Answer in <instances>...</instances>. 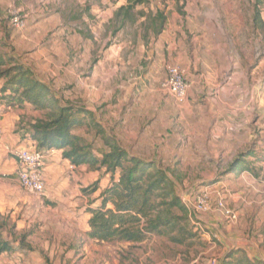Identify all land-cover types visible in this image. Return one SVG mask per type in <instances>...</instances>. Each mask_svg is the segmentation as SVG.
<instances>
[{"label": "rangeland", "instance_id": "374dc122", "mask_svg": "<svg viewBox=\"0 0 264 264\" xmlns=\"http://www.w3.org/2000/svg\"><path fill=\"white\" fill-rule=\"evenodd\" d=\"M117 1L119 0H0V70L5 67L2 65L4 61L10 60L12 65L22 63L30 67L37 77L43 80L46 78V82L58 86V81L54 80L57 76L55 73L57 66L65 65V62L69 61L70 53L75 50L76 46L78 48L76 51H80L81 61H86L87 52L89 53L91 47L94 52V54L91 53V59L101 56L108 46L105 40L109 37L107 36V31H109V45H122L124 66L127 68L124 73L122 72L123 76H128L127 79L122 77L118 80L122 81L118 83L117 89L119 92H124V97L121 98L122 105L127 103L128 100L124 101V98L131 90L128 95L133 98L127 105H136L137 113L141 112L140 116L144 122L151 120L154 114L159 116V122L156 128L149 129V131L142 128V132L137 137L132 134L130 128L128 130L131 135L124 133L122 125L126 124L117 118L120 102L116 100L113 109L106 108L103 102L95 104L97 116L106 131L116 135L121 144L126 146L131 153L146 159H155L160 165L168 168L175 181L176 192L182 198L189 193L196 194L205 186L215 184L219 179L218 173H224L226 167H218V153H215V141L211 135L206 143L209 149L191 150L187 146L189 137H185V131L182 128L178 125L167 127L164 112L167 108L171 109L173 104L171 100L174 99L161 88L160 82L164 79L169 63L161 66L163 70L160 69L158 80L147 82L143 87L136 85L140 74L135 71L133 65L127 62L128 56L130 54L133 56L137 51L140 52V40L147 41L148 37L154 35L156 21L152 18V10L147 12L144 8H140L136 11L144 10L147 16H138L136 23L128 22L121 25L120 21L113 20L114 16H112L109 19L111 25L108 27V19L104 18L103 11L108 4L110 6L111 3ZM151 1L166 15L167 29L174 27L175 24L180 25L182 18H176L173 12L175 14L183 12L191 16L189 12L203 11L206 15L200 17L201 24L214 20V25L220 27V30L218 29L220 33H226L227 29L236 32L239 28V37L244 42L238 47L239 52L243 54L242 58H245L247 50H250V47H247L249 38L246 29L248 24L246 16L251 14L252 9L250 4L245 6L243 3L237 6L232 3L235 0H209L211 5L195 7L187 5L188 0H150L149 4ZM193 1L198 0H189V3ZM259 7L260 14L264 15V0L260 2ZM16 10L27 14V25L30 30L27 28L19 31L11 25L10 14ZM184 20L186 21V17ZM194 22L199 23L197 20ZM254 31L256 33L255 64L260 65L255 76L263 78L264 29L259 27ZM74 35L77 36V40ZM88 40H91L90 47H88ZM73 41H78L75 42V48H73ZM33 48H36V51L44 50L39 57H35L40 61H35L31 55ZM47 51L53 53L50 61L47 60ZM40 69L42 71L39 73ZM82 77L85 80V76ZM124 79L126 80L123 81ZM59 82L60 87L56 89L63 98L62 103L68 100L73 103H85L81 97L74 95L71 97L69 91L72 90L69 82L65 80ZM217 89L213 88L210 93L213 94V91ZM155 96L158 98L155 99ZM174 106L175 109L178 108L176 103ZM50 110L51 108L40 110L41 117L51 112ZM29 122V119L22 118L16 126L23 127ZM173 130L179 136H181L179 133L183 132L180 139L177 140L174 137ZM137 131L140 132L139 129ZM79 133L89 138L95 136V131L88 128H82ZM204 138L199 136V140L196 138L195 140L202 141L201 144H203ZM175 143L178 145L175 146ZM10 155V153H0V160H4L0 164V202L4 208V217L8 221V227L3 236L12 238L8 231L10 226H13L15 235L20 238L21 235L26 234V243L29 242L33 246V250L27 251L33 254L17 264H205L210 258L218 257V255L223 257L229 252L213 247L197 232L192 240L185 244L173 243L168 237L156 234L149 235L145 241L140 243L102 242L85 237L84 228L87 217L84 214V208L88 201L90 203L93 198H98L104 186L108 184L109 177L102 178V173L97 175L96 171L86 166L84 169L76 170L79 172L77 179L53 178L52 183L46 189V194L36 195L21 187L18 175L21 168L20 163L17 170L13 169L15 165L5 162L6 159L12 157ZM98 179L99 189L94 192L92 191L93 183ZM228 204L232 207L230 203ZM254 232L255 230L252 235L256 234V236L254 235V238L252 236L250 241L255 244V251H258L256 257L264 259V237L258 236L263 233ZM247 251L245 250L249 255L251 251H248L249 253Z\"/></svg>", "mask_w": 264, "mask_h": 264}, {"label": "crops", "instance_id": "0c3cea01", "mask_svg": "<svg viewBox=\"0 0 264 264\" xmlns=\"http://www.w3.org/2000/svg\"><path fill=\"white\" fill-rule=\"evenodd\" d=\"M255 2V0H235L232 2L237 6L243 3L245 6L250 4L252 8L251 14L246 16L249 24H247L246 28L249 38L247 47H250V50H247L245 58H242L243 54L239 52L238 48L244 43L241 40L242 38L239 37V28H237L236 32L227 29L226 33H220L218 31L220 27L214 25V20L205 24L202 22L203 24H201L200 17L206 14H203V11H198L197 13L199 14L189 12L191 16L183 12H176V14L173 12V16L182 18L180 25L175 24L174 27L171 26L167 29L166 15L159 6L156 8L151 1L150 4L138 6L137 9L144 8L147 12L152 10V16L154 17L158 12H161L164 16V23L159 32H154L152 37H148L147 41L152 40L151 42H147L144 39L140 40L141 45L137 42L141 48L140 52L137 51L133 56L130 54L127 61L140 74L136 83L140 87L146 86L147 82L151 83L158 80L160 69H162L161 66L164 63L178 64L186 71V75L191 82L187 101L184 104H178L176 101L171 100L173 102L171 109L167 108L165 110L164 117L168 128L178 125L185 131V137H189L187 142L189 149H209L206 143L211 135L215 141V153H218V167L225 166L226 170L239 154L252 152L243 157V163L241 161L237 163L236 169L229 172L225 170L222 174L218 173L219 179L215 183L218 184V187L224 186L226 188L227 201L237 210L239 215L238 222L236 224H228L217 214L210 212L201 214L198 217L205 232L199 231V233L194 227L195 225H193V228L204 241L210 243L213 247L221 248L224 251L241 248L251 251L254 257H256L258 251H255V244L250 241L252 236L253 238L254 235L256 236V234L252 235L253 230H255L254 233L262 232L263 234L258 236L264 237V76L263 78L255 76V72L260 66L255 64L256 33L254 30L259 28L254 21ZM124 4H127V0H119L111 3L110 6L109 4L106 6L103 16L108 19V27L111 25V21L109 22L110 17L114 16V12ZM207 4L211 5V2L209 0H198L193 1V3H189V0L187 1V5L195 7H202ZM261 16L264 21V15ZM184 17H186V21ZM195 20L199 23L195 24ZM107 34L110 37L109 31H107ZM74 37L77 40V36L74 35ZM109 37L106 40L104 39L108 46L104 49L102 55L91 59V53L94 54L91 47V50H89L90 54L87 52L86 61L80 60V51H76L78 49L77 46L75 48V42L78 41H73L75 50L71 51L70 58L68 57L69 61L67 60L65 65L57 66L55 71L57 76L54 77V80L58 81V86L46 82V78L45 80L38 78L51 87L54 95L60 101L63 98L58 94V89H56L60 87L59 81L65 80L69 82L72 90L69 91L71 97L72 95L81 97L87 105L85 103H76L83 104L87 108L96 111V113L97 110L94 106L97 103L103 102L106 108L113 109L116 101L120 102L117 118L126 124L122 125L124 127L123 131L131 135L128 130L130 128L132 129V134L137 137L144 128L147 131L156 128L159 116L152 114L151 120L144 122L140 116L141 112L137 113L138 107L136 105H127L133 98V96L128 95L131 90L127 92V97L125 96L124 98V101L128 100L127 103L124 106L122 105L123 101L121 98L124 97V92L118 91V83L122 81L118 80L122 77H126V79L128 77L122 75V72L124 73L125 69H127L124 66L125 59L122 56L123 47L121 44L109 45ZM71 39H73V36H71ZM88 45V47L91 46V40H88ZM31 52L35 61H40L35 57H39L44 50L40 51L38 49L36 51V48H33ZM46 54L47 60H52L53 53L47 51ZM40 71L42 70L40 69L39 73ZM82 76H85V80ZM3 84L4 80L0 79V96ZM211 88H218L213 91L215 94L210 93ZM101 97L103 98L101 99ZM157 98L155 96V99ZM174 102L178 105L176 109ZM39 117H41L40 110L31 103L25 102L21 106L12 107L8 106L6 100L0 97V129L2 130L0 134V153H10L9 148L16 145L26 146L31 144L33 140L27 136L29 133H24V130H20V127L16 125L18 122L20 123L22 118L34 122ZM179 134L182 136L183 132ZM181 136L174 131V137L177 140ZM199 136L205 137L203 144H201L202 141L198 142L195 140ZM118 140L120 141L119 138ZM177 145L178 143L175 146ZM123 147L131 153L126 146L123 145ZM46 153L43 169L46 189L52 183L53 178L77 179L78 169L86 167L73 166L68 159L62 156L61 150L51 149ZM10 154L12 157L6 159L5 162L15 165L13 169L18 170L19 161L12 153ZM132 154L137 155L135 153ZM2 162L4 160H0V164ZM96 172L98 173L97 175H100V171ZM93 175L95 174L93 173ZM105 176L106 178L109 177V175H104L103 178ZM89 206L91 205L88 201L84 208V214L87 217V223L84 228L85 237H89V219L91 216L88 211ZM0 211L5 215L2 202H0ZM214 232L219 234L217 239L212 238ZM7 239L10 240L11 237L8 236ZM28 244L31 245L29 242ZM18 246L19 241H15L14 249L3 252L0 255V264H17L33 254V252H27L33 250L32 245L31 248L26 249L17 248ZM251 252L249 253L250 256ZM259 253V255L262 254L261 251ZM220 256L218 255L219 258ZM218 257L210 258L205 264H209L211 259L216 260L220 264ZM211 261L210 264H212Z\"/></svg>", "mask_w": 264, "mask_h": 264}, {"label": "trees", "instance_id": "16d2710c", "mask_svg": "<svg viewBox=\"0 0 264 264\" xmlns=\"http://www.w3.org/2000/svg\"><path fill=\"white\" fill-rule=\"evenodd\" d=\"M255 1V25L262 28L264 21L259 10L261 0ZM149 2L127 0V4L115 11L113 20L120 21L121 25L136 23L138 16L146 15L144 10L136 11L137 7ZM152 18L156 21L155 32H159L164 16L158 12ZM10 63V60L2 62L5 67L0 70V79L4 80L0 97L6 100L8 106H21L29 102L40 110L51 108V112L44 117L19 129L29 133L27 136L38 150H61L62 156L73 166H88L100 171L102 178L109 175L108 184L98 198H93L88 208L91 214L90 238L102 242H142L149 235L156 234L166 236L176 244L192 240L196 232L189 210L176 192L175 181L168 168L155 159L130 153L114 134L106 131L96 111L71 101L62 103L51 87L41 81L30 67L22 63ZM82 128L94 130L95 136L89 138L80 134ZM251 153L239 154L226 172L236 169L237 163H243V157ZM93 184L92 191L96 192L99 179ZM7 227L8 221L0 211V255L14 249L15 241H19L17 248H31L25 241L26 234L18 238L13 226L8 231L12 238L9 240L4 237ZM218 260L220 264H264V259L249 256L241 248L227 252Z\"/></svg>", "mask_w": 264, "mask_h": 264}, {"label": "built area", "instance_id": "2783aa9c", "mask_svg": "<svg viewBox=\"0 0 264 264\" xmlns=\"http://www.w3.org/2000/svg\"><path fill=\"white\" fill-rule=\"evenodd\" d=\"M11 25L19 30L27 27V14L16 10L10 14ZM161 88L167 92L178 104L187 101L191 82L186 71L178 64L170 63L166 67V76L160 82ZM2 130L0 129V134ZM10 153L19 160V180L21 187L26 191L42 195L46 191V182L43 176L46 152L36 148L34 142L28 145H16L9 148ZM227 190L218 184L205 186L196 194L189 193L183 199L190 214L191 221L197 231L205 232L198 217L204 213H214L225 220L228 224H236L239 220L237 211L230 207L226 197ZM200 233V232H199ZM218 233L212 234L213 239L218 238ZM212 264H218L216 260Z\"/></svg>", "mask_w": 264, "mask_h": 264}]
</instances>
